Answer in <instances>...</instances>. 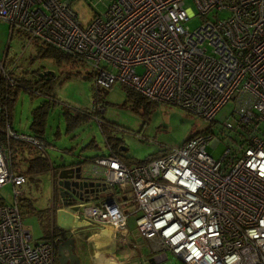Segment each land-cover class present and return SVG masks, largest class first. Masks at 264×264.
<instances>
[{
    "label": "built area",
    "instance_id": "built-area-1",
    "mask_svg": "<svg viewBox=\"0 0 264 264\" xmlns=\"http://www.w3.org/2000/svg\"><path fill=\"white\" fill-rule=\"evenodd\" d=\"M185 1L109 0L84 25L71 0H0V21L10 33L22 32L89 66L97 91L118 82L207 121L231 102L234 120L223 121L221 132L234 131L236 139L218 160L207 152L210 141L213 149L219 144L212 132L139 164L127 165L109 150L82 174L116 192L82 204L76 217L109 227L127 245L128 217L139 213L135 227L151 256L141 264H264V0H192L195 11ZM197 16L206 19L190 29L187 22ZM6 58L5 50L0 81L13 86ZM2 135L45 147L8 123L0 127V189L10 185L13 199L0 203V264H54L57 239L34 242L23 223L15 199L25 178L13 169ZM59 198L62 205L76 202Z\"/></svg>",
    "mask_w": 264,
    "mask_h": 264
},
{
    "label": "rangeland",
    "instance_id": "rangeland-1",
    "mask_svg": "<svg viewBox=\"0 0 264 264\" xmlns=\"http://www.w3.org/2000/svg\"><path fill=\"white\" fill-rule=\"evenodd\" d=\"M109 0H71L70 7L82 24H86L95 13L104 10ZM185 6L195 11L192 0H186ZM226 16V12L218 14ZM206 18L195 17L187 22L190 29H195ZM38 41L30 39L24 33L15 30L10 33V26L0 21V57L8 47L6 66L13 75L24 76L28 81L40 80L39 73L52 71L46 86L56 98L55 105L49 109L46 118L43 156L49 158L54 170L47 172L25 173V182L19 187L22 195L16 202L22 212V220L29 230L32 241L44 239L46 231L51 228V211L57 205L59 197L57 167L60 164L85 157L105 156L108 154L106 137L118 143V151L126 162L134 164L148 157L162 155L165 148L180 145L189 137L199 132H212L219 140L216 148H207L208 154L218 160L225 149L236 139L234 131L221 132V124L226 119L234 120L233 104L226 103L215 115L213 121L189 113L185 109L147 99L136 102L127 94V89L116 82L111 87L97 91L93 72L89 66L57 64L53 59L41 56ZM137 72H142L138 67ZM47 90V89H46ZM46 93L43 90H40ZM32 95L20 90L14 100L10 123L18 134L33 135L30 132L32 111L45 97ZM96 93L103 111L99 117L104 129L98 125L95 117L81 120L78 124L67 126L65 113L74 115L77 110L92 111L96 105ZM21 143V142H20ZM48 143V144H46ZM93 146H87L88 144ZM17 145V156L12 151V161L21 171H25L30 156L39 154L40 150L21 143ZM39 150V151H37ZM60 171V172H59ZM52 172H54V182ZM56 180V181H55ZM12 188L5 185L0 189V203L11 202ZM139 213L130 215L127 220L128 236L137 237L135 218ZM48 230V231H49ZM47 231V232H48ZM172 256L169 255V258ZM175 264L178 263L174 260ZM54 264H58L55 256Z\"/></svg>",
    "mask_w": 264,
    "mask_h": 264
},
{
    "label": "trees",
    "instance_id": "trees-1",
    "mask_svg": "<svg viewBox=\"0 0 264 264\" xmlns=\"http://www.w3.org/2000/svg\"><path fill=\"white\" fill-rule=\"evenodd\" d=\"M38 49H39L41 56L53 59L57 64H69V65H73V66L76 64L83 65L75 57H72L68 54H65L62 51L58 50L57 48H55L51 45L39 43ZM6 53L8 55V47L6 48ZM49 79H50V76H49V78L43 76L40 78V80H38V81L36 80L34 82H31V81L26 80L24 78V76H16V83L13 86H7L4 82L0 81V104L5 108V111H3L0 114V127L4 128L6 123H8L11 126V123H10L11 111L13 109L14 100H15L18 92L21 89L27 91L28 93H30L32 95L43 93L40 91V90H43L46 93H43L42 95L45 97L46 100H43L37 107H35L33 109V111H32V122L30 124V132L35 137H37L39 140L44 142L47 113L49 112V109H51L56 103V98L54 97L53 94H51L49 92L50 88L46 86V83ZM127 94L129 97H132L134 100H136V102H137V100L141 101V100L146 99L145 97H143V96H141V95H139V94H137V93H135L129 89H127ZM98 96H99L98 93H96V102H95L96 105L94 106V109L92 111L77 110V111H75L76 113L74 115L69 114V113H65V120L67 121L68 128H70L72 125L76 124V122L78 124L81 120H86L90 117H95V119L98 120V125H99V127H101V130L103 132V130H104L102 128L103 120H102V118H100L98 116L99 113L97 111V106L100 103V99L98 98ZM199 133H202V132H199ZM1 140L5 144V146L7 147L8 151H9V155H10L11 160H12V151L13 150L16 151V148H14V147L17 145H23V144H21L18 141H14V140L6 141L3 135L1 136ZM113 142L109 137L108 138L106 137V145L109 148V150H111L113 153H115L119 157H121L122 161L125 164L130 165V163L126 162L125 159L121 156V154L117 150L118 149V143L117 142L113 143ZM87 146H93V145L90 143ZM159 156H161V154L156 155V156H152V157H148L142 161L135 162L134 164H139V163H143L146 161H150V160L157 158ZM99 157H101V156H95L92 158L85 157L83 160L77 162L76 165H82V164H85L87 162H92V161H94V159H97ZM14 165H15V163L12 161L13 169H14ZM57 168L60 171L62 170L60 168V166ZM55 169H54V166L52 165V163L50 162L49 158H47L46 156H43V154L39 153V154H36V155H34L28 159L27 168L25 169L24 172H22V174L24 175L25 173L47 172L49 170L55 171ZM16 199H15V202H16ZM16 204H17V202H16ZM21 215H22V212H21ZM51 235L57 239V243L55 246V256H56L57 245L61 241L65 240L67 238L63 237V232L54 225H51V228L47 232L46 237H49Z\"/></svg>",
    "mask_w": 264,
    "mask_h": 264
},
{
    "label": "crops",
    "instance_id": "crops-1",
    "mask_svg": "<svg viewBox=\"0 0 264 264\" xmlns=\"http://www.w3.org/2000/svg\"><path fill=\"white\" fill-rule=\"evenodd\" d=\"M39 152L42 154V150H40ZM15 156H17L16 151H15ZM81 160L82 159L79 158L64 163L62 165L60 164V168L62 170L66 169V172L64 173L67 176L71 175L72 173L76 174L77 169L79 170L78 173L79 178L76 179L75 177H73L72 179H70L71 181L74 180L85 183L99 182L100 186L98 187V191L92 194L89 193L91 188H83V190H85L86 192L85 196L88 195L87 200L84 201L76 200L75 204H73L72 207L82 205L86 202L97 201L102 197L112 195L116 192L114 187H108L103 181L95 179L90 174H82V171L89 170L92 164L91 162H87L82 165H76V163ZM14 170L17 172H24L21 171L16 164L14 165ZM52 176L54 182V172H52ZM60 181H62L61 185L59 184ZM67 182L68 179L66 178L61 179L58 177L57 184H58L59 192L61 191L60 186L64 187V184H67ZM104 187L105 189L103 190ZM92 189L94 190L95 187ZM65 191L66 189L64 188V192ZM59 197H58L57 205L53 206V210L51 211V215H50L51 224L56 226L58 229H60L63 232V237L65 238L70 237L74 239L75 251L79 256L80 264H141L142 257L144 258L146 257L147 259L151 258L148 252L146 241L138 237V235L137 237L127 236V245H121L118 241L115 240L112 234V230L109 227L100 228V227L88 225L86 223V225L83 224V226L75 228L67 224L66 222L64 223L62 219L63 214L64 215L67 214L66 215L67 217L69 215L76 217L77 211H72L70 209L71 206L68 207L67 205H62L60 203ZM79 222L84 223L83 221H79ZM61 224H65L64 225L65 229L61 228ZM47 231L45 233L44 239L49 238L46 237ZM137 244H138V248H133V245H137Z\"/></svg>",
    "mask_w": 264,
    "mask_h": 264
},
{
    "label": "water",
    "instance_id": "water-1",
    "mask_svg": "<svg viewBox=\"0 0 264 264\" xmlns=\"http://www.w3.org/2000/svg\"><path fill=\"white\" fill-rule=\"evenodd\" d=\"M52 71H46L43 73H39V77H48L50 75H52ZM64 172H66V169L61 170V173L59 174V178L63 179L66 178L68 179L67 184H64L63 186H60V197H63L65 195H68L69 197H73V200H80V201H84L87 200V196H85V190H83V188H91L89 193H95L98 191V187L100 186V183H94V182H89V183H85V182H79V181H74V180H70L73 177H75L76 179L79 178V170L77 169V173L74 174L72 173L71 175H66ZM59 184H62V181L59 182ZM95 189L93 190L92 188ZM64 188L66 189V191L64 192ZM105 189V187L103 188V190ZM71 206V207H70ZM85 205H78V206H74L72 207V205L68 204V207H70V209L72 211H78L81 212L83 207ZM67 215V214H66ZM63 214L62 219L63 222L77 228V227H81L84 225H86V223H82L79 222V220L77 219V217H73L72 215H69L68 217ZM65 224H61V228L65 229ZM56 258H57V262L58 264H80V260H79V256L77 255L76 251H75V241L73 238H67L63 241H61L58 245H57V249H56Z\"/></svg>",
    "mask_w": 264,
    "mask_h": 264
}]
</instances>
